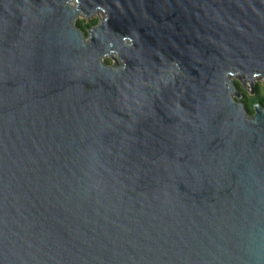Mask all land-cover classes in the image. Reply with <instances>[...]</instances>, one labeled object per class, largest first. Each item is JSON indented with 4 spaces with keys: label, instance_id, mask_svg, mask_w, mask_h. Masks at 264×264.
I'll return each mask as SVG.
<instances>
[{
    "label": "water",
    "instance_id": "1",
    "mask_svg": "<svg viewBox=\"0 0 264 264\" xmlns=\"http://www.w3.org/2000/svg\"><path fill=\"white\" fill-rule=\"evenodd\" d=\"M257 80L264 0H0V264H264Z\"/></svg>",
    "mask_w": 264,
    "mask_h": 264
},
{
    "label": "trees",
    "instance_id": "2",
    "mask_svg": "<svg viewBox=\"0 0 264 264\" xmlns=\"http://www.w3.org/2000/svg\"><path fill=\"white\" fill-rule=\"evenodd\" d=\"M99 18L94 17L90 20L86 19H79L76 21V26L80 28L86 35L87 30L91 27L96 26L99 23ZM105 62L108 65L112 64V61L110 59H106ZM239 92L242 95L241 102L245 104L246 109L250 113V116H252L255 113L254 105L260 104L262 107H264V83L263 82H257L255 85V94H251L250 91H246L242 84H240L238 81H236Z\"/></svg>",
    "mask_w": 264,
    "mask_h": 264
},
{
    "label": "rangeland",
    "instance_id": "3",
    "mask_svg": "<svg viewBox=\"0 0 264 264\" xmlns=\"http://www.w3.org/2000/svg\"><path fill=\"white\" fill-rule=\"evenodd\" d=\"M94 17H98L99 19H103V18H105V15H104V12L103 11H99L97 14H95L92 18H94ZM91 18V19H92ZM79 19H86L84 16H80L77 20H79ZM113 57H106L105 58V60L106 59H110L111 61H112V63H114V60L113 59H115L116 61L115 62H118V63H120V61H119V59H118V55L116 54V53H114L113 55H112ZM113 58V59H112ZM118 60V61H117ZM235 79V78H234ZM236 80V79H235ZM257 82H263L264 83V80H257L256 81V83ZM256 83H255V85H256ZM247 84V87H248V89H249V91L251 92V89H250V83L249 82H247L246 83Z\"/></svg>",
    "mask_w": 264,
    "mask_h": 264
},
{
    "label": "flooded vegetation",
    "instance_id": "4",
    "mask_svg": "<svg viewBox=\"0 0 264 264\" xmlns=\"http://www.w3.org/2000/svg\"><path fill=\"white\" fill-rule=\"evenodd\" d=\"M247 91V90H246Z\"/></svg>",
    "mask_w": 264,
    "mask_h": 264
}]
</instances>
